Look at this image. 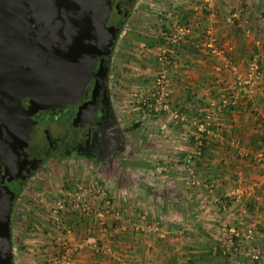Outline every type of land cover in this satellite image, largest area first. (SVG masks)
<instances>
[{"label": "crops", "instance_id": "obj_1", "mask_svg": "<svg viewBox=\"0 0 264 264\" xmlns=\"http://www.w3.org/2000/svg\"><path fill=\"white\" fill-rule=\"evenodd\" d=\"M229 7L208 0L205 10L191 16V39L209 25L225 56L183 44L170 72L169 108L146 113L136 105L132 111V125L137 124L132 140L141 149L138 153L146 150L152 156L143 163L145 168L161 176L149 177L144 184L109 187L113 213L107 215L104 229L93 226L94 217L78 211L65 217L56 209L50 218L37 217L40 226L35 232L27 227L20 231L24 244L15 252L16 264H55L67 240L73 243L74 238L91 235L98 243L75 253L74 264H190L202 259L213 264H264V20L255 19L253 7L243 12ZM231 11L233 19L229 15L226 21L224 14ZM139 32L124 29L118 36V45L123 40L131 48H118V78L131 90L147 88L162 70V32L149 26L146 35ZM256 63L260 75L252 74ZM207 114L212 120L202 126ZM200 129L205 144L197 152ZM157 219L162 237L151 227ZM67 225L73 229L71 238L68 230L62 232ZM253 226L256 231L249 238L245 233ZM231 227L242 233L243 251L234 258L224 257L216 246ZM252 248L263 254L260 260L245 254Z\"/></svg>", "mask_w": 264, "mask_h": 264}, {"label": "water", "instance_id": "obj_2", "mask_svg": "<svg viewBox=\"0 0 264 264\" xmlns=\"http://www.w3.org/2000/svg\"><path fill=\"white\" fill-rule=\"evenodd\" d=\"M113 10V0H0V264H13L9 181L18 156L54 128L34 116L76 103L92 81L93 94L106 83Z\"/></svg>", "mask_w": 264, "mask_h": 264}, {"label": "rangeland", "instance_id": "obj_3", "mask_svg": "<svg viewBox=\"0 0 264 264\" xmlns=\"http://www.w3.org/2000/svg\"><path fill=\"white\" fill-rule=\"evenodd\" d=\"M202 1L205 2L204 0H131L133 7L128 13L123 15L122 21L124 22V26L122 31L125 29L128 32L135 28H139L141 31L139 33L141 35H146L145 32L147 31V26H149L152 28V31L155 29L158 33L162 32L161 35H163L161 37L164 39L166 37L165 44L167 36L172 31L171 29L174 28V18H172V16L180 13L191 19V22H193L191 16L193 15V12L198 10L194 7L197 4L200 5ZM221 1L222 4L228 5V9H230L229 4H232L234 9L237 8L242 12V8H245L246 6H249V9L253 7V11L256 13L255 19L264 20V0H220V2ZM136 4H138V9H134ZM153 11L156 14L154 17L150 16ZM232 13L233 11L227 13L228 15L226 13L224 14L226 21H229L227 17L229 15L231 16ZM153 18L155 21H152ZM232 19L233 17L231 16L230 21ZM122 41L120 45H118L117 37L112 52L109 78L112 85L117 116L120 118V124L124 135H127V148L122 154H120L118 161L103 167L106 169L105 171H102L97 165L90 164L86 161H73L66 159L51 161L46 167H44L43 171L36 175L35 178H32L23 187V190L18 192L11 214L13 261L17 248L24 244L23 240L20 238L21 229H26L27 227V231L30 233L35 232L36 225L40 226L37 217H45V215H49L48 217L50 218L51 215L55 213L54 210L58 208L59 202L69 203V199L75 196V193L78 191L77 196L81 195L79 194L81 191L80 187L88 188L94 183H97L106 186L107 190L110 191L114 187H117L118 184H134L136 182L144 184L148 181L149 177L161 176V173L152 172L145 168L143 163L147 162V159L152 158V156H148L146 150L138 153L141 149L137 147L132 140L134 134L131 126L132 123L135 122V116L132 114V111L136 105V107L139 105L142 110L146 111V113L151 111L150 109H146L143 103V98L147 97L148 94L153 91L157 78L160 73H162V70L154 77L152 76L153 82L146 85L147 88L142 87L141 90H131V88H129V83L127 84V87L123 86L118 78V68L120 67L118 65V58H121L118 55V48L122 45V50L125 52L129 51L131 48L128 44L125 45ZM256 66L258 68H254ZM251 67V71H253L254 68L255 72L260 75L261 66L258 63H256L255 66L253 64ZM129 69L131 68H128V71ZM142 76L144 77V75ZM145 77L147 78V76ZM149 77L150 76H148V78ZM130 80L131 79H128V82H130ZM143 84L145 85V83ZM132 152L133 155L131 154ZM156 159L159 162L160 158L156 157ZM160 185H157V187L162 188ZM89 193L90 190L84 192V197L87 198ZM56 214H60V211ZM68 214H71L70 210L64 211L62 215L66 217ZM186 225L187 223L182 226L185 227ZM67 230L68 225L62 230V232L66 233ZM31 236L33 235H30V237ZM14 264L16 263L14 262Z\"/></svg>", "mask_w": 264, "mask_h": 264}, {"label": "flooded vegetation", "instance_id": "obj_4", "mask_svg": "<svg viewBox=\"0 0 264 264\" xmlns=\"http://www.w3.org/2000/svg\"><path fill=\"white\" fill-rule=\"evenodd\" d=\"M113 2L116 10L110 13L107 24L118 29V22L123 20V15L128 13L133 3L131 0ZM118 2H121V13L118 12ZM128 5L131 7L127 8ZM113 48L105 66L106 83L95 94V82L92 81L76 103L34 116L38 125L50 127L54 124V128L49 136L32 137L18 156L13 178L9 181L10 188L15 192L14 199L51 161H86L105 171L103 167L118 161L120 154L126 150L127 143L115 109L109 78Z\"/></svg>", "mask_w": 264, "mask_h": 264}, {"label": "built area", "instance_id": "obj_5", "mask_svg": "<svg viewBox=\"0 0 264 264\" xmlns=\"http://www.w3.org/2000/svg\"><path fill=\"white\" fill-rule=\"evenodd\" d=\"M204 1L205 2L202 1L200 5H195L194 8L205 10V8L208 7V0ZM172 18H174V28L171 29L172 31L169 35L167 34V41L161 48L158 58L162 66V73H160L157 78L153 91H151L147 97L143 98V103L146 109H150L152 112H160L169 108L170 101L168 97V87L171 82L170 72L174 66L176 52L183 44H191L195 49L205 51L209 55L225 56L226 54L225 48L211 26L208 25L199 32L196 39H191L193 33L191 19L180 13L172 16ZM233 68L234 70H237L235 65ZM254 68L258 67L256 66ZM254 68L252 74L258 75L259 73H256ZM244 82L249 84L250 78H246ZM176 115L180 116V113L177 112ZM203 118L207 124L202 126L210 124V121L212 120L210 114L205 115ZM199 131L200 132L196 135L197 152H200L204 137L201 133L203 130L200 129ZM189 160H191V158ZM210 188H213V185H210ZM80 190L79 194L81 195L77 196L79 191L76 192L75 196L69 199V203L59 202L57 209H60L63 212L70 210V213L72 214L74 211H78L84 216H92L94 217L93 226L104 229L107 215L113 213L112 195L110 191L107 190L106 186L97 183H94L88 188L80 187ZM88 190H90V193L86 198L84 197V192ZM141 217L146 219L147 213H143ZM151 227L155 229L158 236H163L164 232L161 229V221L159 219L153 221ZM255 231L256 227H249L245 235L251 238ZM72 232L73 229L69 227L68 233L70 234V238L73 236ZM74 240L73 243H71L70 239L67 240L68 242L62 250L61 256L55 261V264H74L75 253L87 245L98 243V239L93 235L84 237L83 239L74 238ZM241 244L242 233L236 227H231L218 239L216 246L221 251L222 255L234 258L243 251ZM245 254L253 260H260L263 255L259 250L254 248L247 250Z\"/></svg>", "mask_w": 264, "mask_h": 264}, {"label": "trees", "instance_id": "obj_6", "mask_svg": "<svg viewBox=\"0 0 264 264\" xmlns=\"http://www.w3.org/2000/svg\"><path fill=\"white\" fill-rule=\"evenodd\" d=\"M119 19V18H118ZM124 24V22L122 21V20H120L119 22H118V29H117V37L121 34V32H122V29H123V25ZM117 37H116V39L114 40V43H113V45L111 46V51H112V47H114L115 46V43H116V40H117ZM162 42V41H161ZM165 42V39L163 40V43ZM114 49V48H113ZM136 126H137V124H134V125H132L131 126V128H132V130L133 129H135L136 128ZM204 144H205V137H203V144H202V146H201V149L203 148V146H204ZM200 149V150H201ZM17 197V196H16ZM16 199V198H15ZM15 199L13 200V202H12V210H13V206H14V203H15ZM171 200H173V199H171ZM170 200V201H171ZM171 202H173V201H171ZM170 207V206H169ZM12 222V221H11ZM11 225H12V223H11ZM11 234H12V228H11ZM11 241H12V235H11ZM12 245V249H13V244H11ZM219 252L221 253V251L219 250ZM222 254V253H221ZM13 255V254H12ZM224 256V255H223ZM224 257H227V256H224ZM229 258V257H228ZM12 261H13V259H12ZM13 264H14V261H13ZM190 264H213L211 261L209 262L208 260H206V259H202V260H199V261H195V260H191L190 261Z\"/></svg>", "mask_w": 264, "mask_h": 264}]
</instances>
